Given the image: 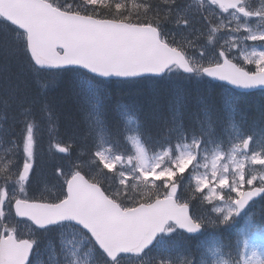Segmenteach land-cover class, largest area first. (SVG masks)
<instances>
[{"label":"snow or ice","instance_id":"6c2138e0","mask_svg":"<svg viewBox=\"0 0 264 264\" xmlns=\"http://www.w3.org/2000/svg\"><path fill=\"white\" fill-rule=\"evenodd\" d=\"M155 78L151 123L110 99ZM210 80L264 93V0H0V264H264V99L190 90ZM41 124L68 164L37 197Z\"/></svg>","mask_w":264,"mask_h":264},{"label":"trees","instance_id":"16d2710c","mask_svg":"<svg viewBox=\"0 0 264 264\" xmlns=\"http://www.w3.org/2000/svg\"><path fill=\"white\" fill-rule=\"evenodd\" d=\"M152 2H156V0H152ZM217 87V86H215ZM169 82L168 81H159L158 79H154L151 81H146L144 83L135 84V85H124V84H112L108 87V92L110 99L115 103H129V104H136L140 107H142L145 110L146 117L149 118V122L151 123V113L149 112V106L151 105L152 101L154 99H159L163 101L167 98L169 93ZM193 91H208L209 93H214L217 98L223 96L219 91L206 88H200V89H190ZM65 96L70 97L69 88L67 87H60L57 91L53 92L51 94V99L56 102L60 106V111L63 114L62 115V123L60 130L62 131V128L68 129V127L75 130V118L74 114L67 111L63 106L69 102H62V99ZM252 95L242 96V95H236V99H238L241 102V107L244 113L249 112H255L259 106L258 103V97H254V99L251 98ZM74 125H71V123ZM68 125V126H66ZM66 126V127H65ZM62 137H67L65 135H61ZM15 139V138H13ZM19 162V161H17ZM264 211V204H259L257 211H254L257 221L255 223V228H259V226L264 227V223L259 222L258 218L261 214V212ZM237 226H240V224L234 226L232 233L230 234L231 238L235 241L240 237L241 229ZM260 231V230H259Z\"/></svg>","mask_w":264,"mask_h":264},{"label":"rangeland","instance_id":"374dc122","mask_svg":"<svg viewBox=\"0 0 264 264\" xmlns=\"http://www.w3.org/2000/svg\"><path fill=\"white\" fill-rule=\"evenodd\" d=\"M69 98H70L69 96H65L62 99V102H65V101L67 102V100H69ZM74 124L71 123V125H69V126H72ZM66 126H68V125H66ZM13 131L15 132V136H13L12 138L17 139V142H19L18 141V137L20 136L19 128H14ZM73 131H75V130H73L70 127H68V129H65L63 127L62 131H60V133H61V135L68 136ZM132 132H134V131H132ZM132 134H134V133H129V135H132ZM50 139H51V137L48 134L47 125L46 124H41L40 129L37 132V150L40 153L38 155V157H39V160H41V161L37 162L36 165L39 168L38 175H39L40 178L42 177V179L41 180H39V179L34 180L31 183V189H30V193H29L31 195H33V194L37 195L38 197L40 195H42V194L46 196L49 191H56V189H53V184L55 183L54 172H55V166L58 165L61 160L60 159L58 160L55 157L57 155L60 157L63 154L57 153L56 155L53 156L52 152L49 151V145H50V142H51ZM48 151H49V156L50 157L48 158L47 161H44V159H43L41 154L44 153V152H48ZM18 160H19V157H18ZM43 180H44V182H42ZM41 182H42V185H41ZM201 210H202V208H200V211ZM55 251H56V249L53 252H51V254H50V258L52 260L55 259Z\"/></svg>","mask_w":264,"mask_h":264},{"label":"water","instance_id":"95a60500","mask_svg":"<svg viewBox=\"0 0 264 264\" xmlns=\"http://www.w3.org/2000/svg\"><path fill=\"white\" fill-rule=\"evenodd\" d=\"M232 87L235 88V86H232ZM236 89H237V88H236ZM239 90H242V91H250V90H245V89H239ZM253 90H255V89H253Z\"/></svg>","mask_w":264,"mask_h":264}]
</instances>
